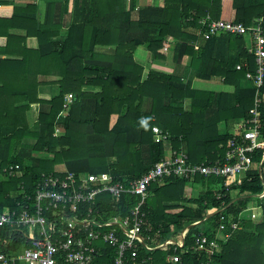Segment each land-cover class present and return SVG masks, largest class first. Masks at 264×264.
<instances>
[{
    "label": "trees",
    "instance_id": "trees-1",
    "mask_svg": "<svg viewBox=\"0 0 264 264\" xmlns=\"http://www.w3.org/2000/svg\"><path fill=\"white\" fill-rule=\"evenodd\" d=\"M152 1L141 5L139 0H39L27 3L25 9L15 8L19 15L25 10L21 14L25 16V36L37 37L39 48L28 51L31 71L25 74V88L11 91L5 86L1 90L18 93L20 100L4 103L0 115V172L8 175L4 169L18 164L21 175H8L10 181H0V212L14 209L25 200V192L34 193L42 174L54 172L52 168L37 170V166L65 164L76 173L110 172L128 180L140 177L165 158L164 140L155 135L154 125L170 135L174 149L186 148L192 163L224 159L232 134L220 133L217 125L222 120L229 128L231 121L249 118L257 91L246 77L247 69L238 70L237 63H247L251 71L256 65L244 36L223 33L206 40L199 34L204 28L201 20L210 16L251 25L264 16V0ZM13 2L0 0L2 4ZM199 38L203 41L197 47L194 42ZM169 39L174 44L169 45ZM139 48L149 51L155 64L166 59L168 49L175 51L178 61L189 56L190 67L200 77H223L236 90L232 96L204 92L182 76L157 68L146 74L135 57ZM49 75L59 78V88L46 100L40 97L43 80L39 76ZM68 94L74 96V102L66 113ZM261 94L264 135V86ZM188 100L193 104L190 112L184 109ZM35 103L44 106L33 125L29 112ZM114 115L118 117L112 125ZM57 127L62 128L58 134ZM33 151H46L50 158L35 160ZM263 157L264 151L257 150L253 167L240 185H233L234 179L229 178L197 177L194 182L202 185L197 197L187 196L186 185L193 182L186 179L170 177L153 183L143 206L144 228L151 229V236L158 233L156 241L161 242L178 238L191 227L185 240L188 250H178L180 264H201L206 255L191 248L201 233L216 238L224 216L228 226L239 221V228L227 229L231 236L220 242L216 263L264 264V163L263 178L259 172ZM226 184L231 186L226 188ZM234 192H238L236 197ZM137 203L138 198L131 194L118 200L105 194L95 209L107 218L125 217ZM250 206L262 208V219L244 216ZM196 222L200 223L192 226ZM15 234L0 228V253L20 247L21 237L11 240ZM100 247L105 254L98 262H111L115 249L107 244ZM167 254L156 250L153 264H169Z\"/></svg>",
    "mask_w": 264,
    "mask_h": 264
},
{
    "label": "built area",
    "instance_id": "built-area-1",
    "mask_svg": "<svg viewBox=\"0 0 264 264\" xmlns=\"http://www.w3.org/2000/svg\"><path fill=\"white\" fill-rule=\"evenodd\" d=\"M201 24L204 28L200 29L199 34L206 40L223 33L249 37L251 43L247 49L254 56L256 65L255 71L249 70L248 64L237 65L238 70L247 69L246 77L253 81L257 91L250 117L240 122L232 133L224 159L213 163H192L184 149H174L170 157L130 180L108 172L84 174L58 170L44 173L35 183L33 194L25 192V200L19 201L14 209L0 212V228L6 227L16 232L11 237L12 241L18 237L23 240L18 249L0 253V264H153L156 250L168 252L167 263H182L178 250L185 248L189 228L181 231L179 238L168 237L161 242L156 241L158 233L151 236L148 234L151 229L144 228L146 212L143 206L149 197V187L155 182L163 183L170 177L194 181L199 176L234 179L233 185H240L253 167L256 151H264L261 124L264 16L251 25L223 19L212 20L210 16L203 18ZM73 102L74 96L68 94L64 105L66 111ZM153 131L163 140L169 138L159 126H154ZM263 163L264 157L259 164L262 178ZM19 170L18 164L4 169L10 176H15ZM225 186L229 188L231 185ZM105 194L115 200L121 199L124 194H131L138 198V203L125 217L116 215L107 218L95 209L100 197ZM261 196H264V192ZM220 197L221 194L218 195ZM106 227L112 229L104 231ZM238 228L239 221L233 220L228 226L223 216L218 236L210 238L201 233L191 250L206 255L201 264H217L220 242L231 236L227 229L233 232ZM102 244L115 249L111 262L109 259L98 262L105 254L100 247ZM171 248H174V253H169Z\"/></svg>",
    "mask_w": 264,
    "mask_h": 264
},
{
    "label": "crops",
    "instance_id": "crops-1",
    "mask_svg": "<svg viewBox=\"0 0 264 264\" xmlns=\"http://www.w3.org/2000/svg\"><path fill=\"white\" fill-rule=\"evenodd\" d=\"M38 1L39 0H14L12 4L0 3V115L4 114V107L6 105L19 102L20 96L18 95V93L16 92L17 95H15V92H11V91H13L14 89L21 90V88H25V74L27 73V71H31V67L29 65L31 61L27 62L29 58L28 51H35L39 48V40L37 37L25 36L26 23H25V18H23L25 16H21L22 13L25 14L24 9L27 3L32 4V3H37ZM146 1L147 3H145V5L150 3V1L151 3L153 2L152 0L149 1L146 0ZM158 2H160V0L154 1V3H158ZM45 7L46 6H44L43 8L45 9ZM15 8H17V10L20 8H24L23 9L24 11L20 12L19 15L18 12H15ZM71 8H72V2H71ZM201 40L202 39L199 38L196 42H194V44L197 47H199ZM245 40H246L245 47L247 49L251 43V40L249 37H245ZM172 44H174V40L169 39V45ZM144 50H145L144 48L137 49L135 52V57L139 63L144 65L146 74L150 69L157 68L160 71L171 72L179 76H182L186 81H189L192 84V87L194 89H198L204 92H212L216 94L226 93L232 96L236 90V86L233 84L226 83L223 77H218V76L212 78L200 77L197 74V71L190 67V62L192 60L189 56H185L183 60L178 61V59L174 57L175 51L168 49L166 52V59L157 66L152 61L150 52ZM230 57L231 59H235L234 55ZM239 63L242 64L241 62H238L237 65ZM39 79L43 80V83L40 86V93H41L40 97L46 100L51 99L53 95H55L58 91L59 85L56 83V81H58L59 78L53 75H49V76H39ZM242 84L243 86H245V83ZM5 86L11 88L10 93L6 94L5 92L1 91L3 88H5ZM4 103L7 104L5 105ZM43 106L44 105L39 103L32 104L31 111L29 112V119L33 124L36 123V121L39 119ZM45 108H47L46 105ZM192 108H193V104L191 100L186 101L184 105L185 111L190 112ZM11 112L14 111L11 110ZM117 117H118L117 115H114L112 117V125L116 122ZM243 120L244 119L238 118L235 121H231L229 128H227L226 123L221 120L218 123L217 127L220 133L222 134H224L226 131L232 134L237 129L239 123L242 122ZM154 126H159V125H154ZM57 128H59L60 129L59 132H61L62 128L61 127H57ZM59 132H56V134H58ZM168 139H170V135ZM23 142L32 144L35 142V140L24 139ZM183 149L187 152L186 148ZM173 150L174 148L172 147V151ZM216 161H219V159ZM58 166H60L58 167L59 171L69 170L65 164H59ZM54 171H58V170H54ZM191 182L193 183H191L190 188L189 187L186 188V193L187 196L194 197L192 194L194 192H198L199 195V193L202 191V188L196 189L194 184L196 182L194 181ZM237 194L238 192H234L235 197ZM244 216H249L251 217L252 220L259 221L260 219H262L263 210L260 207L250 206L249 210L244 213Z\"/></svg>",
    "mask_w": 264,
    "mask_h": 264
},
{
    "label": "rangeland",
    "instance_id": "rangeland-1",
    "mask_svg": "<svg viewBox=\"0 0 264 264\" xmlns=\"http://www.w3.org/2000/svg\"><path fill=\"white\" fill-rule=\"evenodd\" d=\"M149 1V0H148ZM139 2L141 3V5H143V4H145V3H147V1L146 0H139ZM151 2V1H150ZM149 4V3H148ZM145 51V50H144ZM161 62H156V65L158 66V64H160ZM71 107L72 106H70V108L69 109H71ZM68 109V110H69ZM67 110V111H68ZM67 111H65L66 113H67ZM33 124V123H32ZM34 125V124H33ZM164 147H165V157H170V155H171V151H172V142H171V139H164ZM33 158L35 159V160H37V159H41V158H44L45 160H47V159H49L50 158V155L46 152V151H33ZM28 161H30V162H32L31 160H28ZM34 161V160H33ZM33 163V162H32ZM58 167H60V166H58V165H52V164H49V165H46L45 166V168H43L42 166H37L35 169H37V170H44V169H48V168H52L53 170H59V168ZM43 168V169H42ZM61 170V169H60ZM21 175V173H19V172H17V174H16V176H14V177H17V176H20ZM10 177H8V175H6V174H4V173H2V172H0V181H5V182H8V181H10V179H9ZM12 182V181H11ZM13 183V182H12ZM195 184V188L196 189H201L202 188V186H201V184H199V183H194ZM190 186H191V184L190 183H187V185H186V188L187 187H189L190 188ZM195 191H197V190H195ZM194 197H197L198 196V192H194L193 194H192ZM179 238V237H178Z\"/></svg>",
    "mask_w": 264,
    "mask_h": 264
},
{
    "label": "water",
    "instance_id": "water-1",
    "mask_svg": "<svg viewBox=\"0 0 264 264\" xmlns=\"http://www.w3.org/2000/svg\"><path fill=\"white\" fill-rule=\"evenodd\" d=\"M200 222H196V223H194L192 226H195V225H197V224H199ZM191 227H189V229H190Z\"/></svg>",
    "mask_w": 264,
    "mask_h": 264
}]
</instances>
